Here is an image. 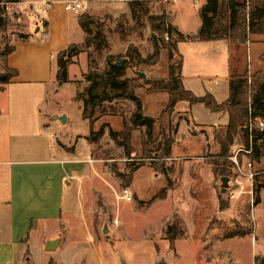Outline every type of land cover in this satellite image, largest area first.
Here are the masks:
<instances>
[{"label":"rangeland","instance_id":"rangeland-1","mask_svg":"<svg viewBox=\"0 0 264 264\" xmlns=\"http://www.w3.org/2000/svg\"><path fill=\"white\" fill-rule=\"evenodd\" d=\"M170 1H95L93 14L89 16L96 22L93 30L100 28L104 39L99 49L93 45L86 46L84 39L75 43L80 52L71 55V62L67 64V74L69 65L73 64L70 68V75L74 78L72 83L51 80L45 86L42 84V89L37 87L35 92H23V88L14 92L7 89L0 95L2 106L11 104V98L17 99L10 105V110L15 106L21 111L23 106L19 101L31 97V101L42 102L36 109H41L47 117L62 112L66 120H54L52 126L58 134L70 139L88 129L81 118L80 103L74 98L75 92L85 86V74L91 68L105 71L109 67L108 61L113 58L123 59L125 76L136 77L142 85L134 90L141 102L142 113L155 121L151 135L143 126L131 128L129 116L135 105L127 99L105 103L104 113H96L92 129L95 132L102 129L103 133L92 143L91 154L99 167V180H93L84 190L83 204H80L84 210L71 218L74 235L70 242L60 245L55 253L49 250L41 253L39 244H34L35 257L41 264H58L53 262L50 254L65 264H103L97 260L100 258L92 257L87 250H76L78 241L90 242L88 237L92 234L96 235L99 243L111 248V252L101 250V255H105L111 264H257L254 257L264 256V187L252 186L250 177L256 173L264 176V156L255 160L252 150L246 152L244 129L234 136L225 155H221L219 143L225 129L220 127L214 129L213 140L198 154L171 153L168 158L157 157L154 143L150 142L162 130L173 143L180 121L179 116L172 113L173 109L166 106L168 68L179 58L167 44L171 40L165 38L168 34L154 27L162 19L168 23L165 8ZM183 2L177 5L181 9L178 14L182 13L186 22H192L197 4L189 0ZM11 3L7 0L0 2V72L6 64L4 53L7 48L13 46L17 39L35 33L40 18L28 5ZM62 7L57 6L55 10L73 14ZM41 16H46V13ZM40 25L42 27L43 22ZM50 32L49 42L56 47L60 43L58 33ZM229 45L234 67L241 63L249 75L264 72V35L252 36L242 47ZM240 48L242 59L239 60ZM57 53L53 51L50 58L54 62L50 69L52 79L57 71ZM80 53L83 54L82 61L78 57ZM261 94L264 99V90ZM246 101L250 104L249 93ZM126 128L130 131L129 148L116 144L109 135L110 129L125 133ZM257 143L264 145V137ZM75 156H87L83 142L79 143ZM162 162L164 171H155L153 166ZM136 165L128 180L125 176L122 179L117 176V172L126 174L129 167ZM223 176L227 177L225 187L222 186ZM126 187L131 192L130 200L123 197L122 190ZM256 198L260 200L257 204L254 203ZM224 204L227 206L220 208ZM174 218L180 219L187 227L188 235L169 241L164 230ZM104 226L107 227L106 232H103ZM226 229H248L250 232L223 238ZM48 231L52 233L55 228L50 227ZM22 264L33 263L28 259Z\"/></svg>","mask_w":264,"mask_h":264},{"label":"crops","instance_id":"crops-1","mask_svg":"<svg viewBox=\"0 0 264 264\" xmlns=\"http://www.w3.org/2000/svg\"><path fill=\"white\" fill-rule=\"evenodd\" d=\"M36 1L19 0L18 4L30 8V3ZM52 1L54 5L46 16L40 15L37 31L17 39L13 50L7 54L6 65L16 69L18 74L10 82L0 84V95L7 89L14 92L23 88V92L31 93L37 87L42 89L41 85L45 86L51 80L57 83L55 74L54 81L50 76L51 65L54 64L50 60L53 51L57 53L69 44L84 39L76 15H92L94 3L98 0H86L84 6L78 12L68 14L69 17L66 12L55 10L62 4L65 7L68 0ZM183 1L187 0L170 1L165 8L167 20L181 33L194 34L201 24L198 8L205 0H189L197 4L192 22H186L182 13L178 14L181 9L177 5L184 4ZM50 31L58 33L60 43L56 47L49 42ZM176 54L181 62L180 79L186 90L195 96L208 92L217 102L228 98L231 60L228 40L177 41ZM82 56V53L78 55L81 61ZM72 66L68 67L67 83H72L74 79L70 75ZM29 98L19 101L23 106L21 111L15 106H11L10 110V105L17 102L16 98H11L13 102L7 106L0 105V264H22L28 259L33 264H41L35 257L34 244H39L42 253L46 250L44 244L47 240L58 238L59 243L49 250L55 253L60 245L70 242L74 235L71 218L84 210L80 207L84 190L93 180H99V167L91 154L92 143L86 139L89 134L87 119L81 116L88 125L87 131L67 139L52 126L54 120L64 116L63 113L47 117L41 109H36L39 101ZM77 101L82 107V101ZM172 113L180 118L171 145L173 155L200 153L213 140L214 129L224 128L228 122L225 110L211 111L200 102L180 100L174 105ZM194 130L196 132L192 134ZM80 142L87 147V156L83 158L75 156ZM50 227L55 231L48 233ZM88 239L90 242L79 240L76 250H87L92 257L100 258L97 260L103 264H111L105 255H101V250L110 251L111 248L99 243L96 235L92 234ZM51 255L49 257L54 263L65 264Z\"/></svg>","mask_w":264,"mask_h":264},{"label":"trees","instance_id":"trees-1","mask_svg":"<svg viewBox=\"0 0 264 264\" xmlns=\"http://www.w3.org/2000/svg\"><path fill=\"white\" fill-rule=\"evenodd\" d=\"M7 1L18 2L19 0ZM198 14L201 19V24L194 34H183L163 19L158 24H155L154 27H156L157 31L161 30L163 33L168 34V38L171 40L167 44L174 51H176L177 41L226 39L229 43L242 47L246 42L250 41L252 36L264 35V0H205V3L198 8ZM77 22L85 33V45H93L95 49H99L100 42H102L104 36L100 28L93 30V26L96 23L94 19L82 13L77 17ZM241 49L238 54L239 60L242 59ZM12 50L13 46L7 48L4 54L7 56ZM79 52V47L75 43H71L57 53V71L55 77L58 83L68 81L67 64L71 62L70 56L77 55ZM117 61L118 59L114 58L108 61L109 67L105 71H99L96 68L89 69L85 74L87 85L82 91L75 93L74 98L82 101L81 116L88 121L89 134L86 139L91 143L96 142L103 133L102 129L96 132L92 129V124L97 118L96 113L103 114L104 104L110 103L113 100L127 99L134 102V110L129 116L131 128L143 126L148 135H151L153 129L155 122L153 117L142 113L141 102L134 93L136 88L142 86L139 83V79L125 76V62L119 66ZM180 68V60L175 62V64L169 65L168 68L167 108L172 110L176 102L185 100L191 103H203L211 111L225 110L228 114V122L224 126V137L219 142L220 152H222L221 155H225L229 144L233 142L234 136L240 132L242 133V128L247 121L249 110L252 114H259L264 118V99H262L261 94L264 90V72L249 75L246 67L241 63L239 67H234L232 60H230L229 96L225 101L217 102L208 92L202 96H195L191 91L186 90L180 79ZM17 74L16 69L8 67L5 64L3 71L0 72V84L10 82ZM248 93L250 96V104L246 101ZM126 129L127 132L125 133L110 129L109 135L116 144L129 148L128 140L130 139V131H128V128ZM256 134L252 138V157L258 160L261 156H264V145L257 143L259 139L263 138L264 131L257 132ZM245 139L246 145L248 146L246 134ZM150 142L152 144L154 143V150L157 157H170L172 138L169 135L159 130L158 135ZM159 151H161V155L158 153ZM163 165L164 163L162 162L159 166L156 165L153 168L155 171L163 172ZM136 168L137 165L131 166L126 174H120L119 172L116 174L121 179L125 176L128 180ZM113 171L115 173L114 169ZM261 187H264V183ZM259 202L260 200L258 198L254 200L255 204ZM226 206L224 204L220 208ZM164 232L167 240L173 241L184 237L186 235V228L182 225L180 219L174 218L171 223L166 225ZM249 232L248 229H226L222 237L243 236ZM254 260L257 264H264V256L261 258L256 256Z\"/></svg>","mask_w":264,"mask_h":264},{"label":"built area","instance_id":"built-area-1","mask_svg":"<svg viewBox=\"0 0 264 264\" xmlns=\"http://www.w3.org/2000/svg\"><path fill=\"white\" fill-rule=\"evenodd\" d=\"M86 0H68L65 3V9L71 12H78L83 6ZM15 2H12L14 4ZM54 2L52 0H38L36 2L30 3V10L35 12L36 14L42 15L43 13H46L48 10H50L53 7ZM167 39V35L165 36ZM244 132L248 138V146L246 149V152L249 153L252 150V138L256 136L257 132H263L264 131V118L257 114L254 115L249 110L248 119L246 125L243 127ZM264 137V135H263ZM260 173L256 174H250L251 177V185L257 187L258 185H262L264 183V176H259ZM264 174V173H263ZM123 197L126 200L131 199V192L126 187L122 190Z\"/></svg>","mask_w":264,"mask_h":264},{"label":"water","instance_id":"water-1","mask_svg":"<svg viewBox=\"0 0 264 264\" xmlns=\"http://www.w3.org/2000/svg\"><path fill=\"white\" fill-rule=\"evenodd\" d=\"M122 63H123V59H120V60L117 61V64H118L119 66H121ZM141 76H143L142 73H141ZM60 119H61L62 121H64V120H65V116H60ZM221 180H222V186L225 187V186L227 185V177L223 176V177L221 178ZM106 231H107V227L104 226V228H103V232H106ZM58 243H59V239H58V238L49 239V240H47V241L45 242V244H44V248H45L46 250H53V249L56 247V245H57Z\"/></svg>","mask_w":264,"mask_h":264}]
</instances>
